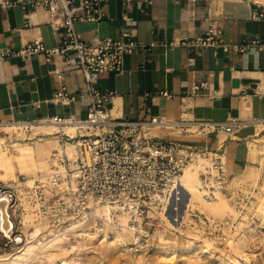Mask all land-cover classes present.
<instances>
[{"label": "built area", "instance_id": "obj_1", "mask_svg": "<svg viewBox=\"0 0 264 264\" xmlns=\"http://www.w3.org/2000/svg\"><path fill=\"white\" fill-rule=\"evenodd\" d=\"M29 1L43 4L49 9L52 24L57 29H63L62 38L59 43L50 46L38 37L23 44L16 53L28 56L43 52L48 61L60 54L66 63L80 69L85 77L84 87L70 93L65 85H61L51 102H68L75 97L88 99V114L85 118L58 114L29 121L0 119V135H4L9 142L51 134L36 132L30 135L32 123L44 121L75 125L73 134L64 129L53 133L58 136L61 147L66 148V144L72 142L78 152L75 158L67 152L64 155L54 152L52 158L57 162L53 163L54 171L46 177L33 178L32 183L22 173L16 179H0V253L21 246L26 238L22 227L23 214L27 210L36 214V219L47 222V234L50 236H69L73 230L72 220L80 219L89 222L99 235L103 232L102 223L128 229L135 234V244H143V237H147L142 233L144 226L161 224L165 220L168 222L166 215L175 220L171 214V201L182 196L180 177L185 166L193 159L190 146L161 135V132L167 131L180 137H206L211 134L220 137V150L199 151L207 159L199 173V193L208 201L218 200L225 195L235 204L244 219L231 225L232 235L245 234L250 239L264 236V220L248 211L256 187L246 185L243 180L234 181V174L230 173L224 154L225 142L245 124L244 120L239 117L170 118L163 114L143 118L114 116L109 108L114 90H102L95 81L101 73L122 70L126 54L132 53L139 41L128 38V31H122L116 38L99 34L91 39L81 36L77 23L99 19L100 7L108 0ZM15 2L0 0V5L8 7ZM21 3L25 4V1ZM253 17H264V11L253 13ZM180 43L191 49L210 47L215 51L223 47L226 53H230L257 45L260 40L254 37L244 44L227 41L223 27L211 24L197 36H183ZM209 89L210 80L206 78L196 82L191 93L207 95ZM255 93L264 96V78L261 84L256 85ZM162 94L169 93L164 91ZM7 126L16 127V130L11 133ZM18 131L22 135H18ZM0 147L3 148L4 144ZM190 215L198 217L200 214L191 211ZM201 216L203 218L199 222L204 231L216 233L211 218L205 214ZM122 217L126 219L125 225L121 223ZM185 220L179 225L168 223L172 230L181 231L186 227ZM198 231L201 232V228ZM226 236L222 232V238L226 239Z\"/></svg>", "mask_w": 264, "mask_h": 264}, {"label": "crops", "instance_id": "obj_2", "mask_svg": "<svg viewBox=\"0 0 264 264\" xmlns=\"http://www.w3.org/2000/svg\"><path fill=\"white\" fill-rule=\"evenodd\" d=\"M11 1H16L13 6L0 5V119L29 121L58 114L85 118L88 99L51 102L61 85L70 93L84 87L80 69L66 63L60 54L48 61L43 52L16 53L38 37L50 46L59 43L63 29L52 24L45 5ZM256 1L108 0L100 7L99 19L78 22L84 39L96 34L116 38L128 31V38L139 41L135 50L126 54L122 70L96 78L100 89L114 90L109 104L113 115L239 117L245 124L224 144L228 168L235 174L254 164L249 142L256 139L258 125L264 122V96L255 93L264 78V17H253V13L264 11V4ZM211 24L223 27L227 41L244 44L258 37L260 43L230 53L223 47L215 51L210 47L191 49L180 43L183 36H197ZM206 78L210 80L209 94L193 95V85ZM164 91L169 94H162ZM161 135L193 151L221 149L220 137L215 134L180 137L167 131ZM54 137L38 138L42 151L50 152Z\"/></svg>", "mask_w": 264, "mask_h": 264}, {"label": "rangeland", "instance_id": "obj_3", "mask_svg": "<svg viewBox=\"0 0 264 264\" xmlns=\"http://www.w3.org/2000/svg\"><path fill=\"white\" fill-rule=\"evenodd\" d=\"M261 128H264V122L258 125V134L254 137L256 138L255 140H258V143H264V130H261ZM7 130L13 133L16 128ZM38 131L44 130L37 128L33 130L34 133ZM155 131L158 132L157 130ZM18 135H22V133H19ZM30 135H33V133L31 132ZM40 136H56V134H39L32 139H22L20 141H15L23 143L28 142L34 145L36 148V158L41 162L47 163V166L45 167L40 162L37 165H33L31 162H28L30 163L31 169H29L28 173H23L27 176L28 179L29 177L35 178L48 176L47 174H50L54 171L55 167L53 166V163L57 164L55 159L52 158V154L54 152H57L58 154L65 153L63 152V150H65L64 147L62 148L59 145L58 138L49 153L42 151L41 146L36 145L38 137ZM7 142L9 144V153H15L14 143L9 142L8 140ZM68 144L69 143L66 144V148ZM59 149L62 151V153L59 152ZM77 154L78 152H76V156ZM259 156L264 157V152L263 154L262 152H259ZM0 157L2 158L1 152ZM253 161L256 165L257 161ZM192 163H196L197 173L199 177L202 165L200 164V162L194 161ZM60 168H63V166H60ZM18 169H20V167H18ZM19 174L21 173L17 172V177ZM234 176V181L238 179L243 180L246 182V185L256 187L254 196L251 199V206L248 208L250 214L256 215V209L259 207L261 197L264 198V192H262L260 187L261 180L262 178H264V159L263 165L261 164V168L257 169V175L250 174V165H248L243 172L235 173ZM31 180L33 181V179ZM197 180H200V177ZM32 181L29 182L32 183ZM181 192L183 193V196L179 197L178 200L174 199V201H177L179 205L184 208L183 212L178 211L176 205L171 202V214L174 215L179 222L183 221L186 218V227L181 229V231L172 230L167 220H165V222L161 224H147L146 226H144L145 231L142 232L143 234L145 233L147 237H143V244L139 245L135 244V234H132V232L128 229H120L116 228V226L104 223L105 229L107 231L106 234L111 233L109 234V236L117 235L115 243L109 244V241L105 240L108 235H105V238L102 237V235L97 234L96 231L91 228V224H89L91 235L85 237V235H80L75 230H72L69 234L68 240L75 244H77V241H79L80 246L76 247L68 254V264H191V262L192 264H223L220 263V260L226 258L237 259L240 264H264V236L258 239H250L245 234H239L235 236L230 233L231 225L235 221L240 220L243 217L240 216L237 207L230 199H228V197L222 195L218 200L208 201L201 197L199 191L186 190V188H184ZM191 211L197 212L200 215L198 217L191 216ZM245 213L248 214V212L246 211ZM204 214L211 218V221L214 223V229H216V233H207L204 231L205 229L203 228V226L200 225L201 223L199 222V220H202L203 217L201 215L204 216ZM37 217L38 216L31 212V210H27L23 214V220L26 221V225L22 228H28L29 230H32L36 223L43 222H45V225H47L46 221L36 219ZM166 217L169 216L166 215ZM121 223H123L124 225L126 224V219L124 217L123 219H121ZM199 228H201V232L198 231ZM47 229L48 225L46 226V229L44 231L45 236L51 238L46 232ZM222 232L227 234L226 239L222 238ZM174 235H176L177 238L174 237ZM122 237L126 239V242L122 241ZM42 238H44V236ZM162 238L170 239L171 241L174 239H179L180 241L176 243H170V248L173 249V253L165 258L163 256V250L160 248ZM239 238L245 240L243 249L244 252L247 253V258L243 256L242 253L237 252L233 248L232 244H234ZM107 244H109V249L105 247ZM187 245H190L191 248L195 246H200V248L205 246L210 250V252L203 253L202 250H200L201 256L199 262L198 260L190 261L191 259L189 257L192 253L186 252L185 247ZM8 250L12 251L15 249ZM71 258L72 260H70ZM59 262H61V260L58 258L54 264H58Z\"/></svg>", "mask_w": 264, "mask_h": 264}, {"label": "bare ground", "instance_id": "obj_4", "mask_svg": "<svg viewBox=\"0 0 264 264\" xmlns=\"http://www.w3.org/2000/svg\"><path fill=\"white\" fill-rule=\"evenodd\" d=\"M258 1L264 3V0H258ZM32 124H33L32 133H34L33 130L35 128L43 129L45 132L38 131V132H43V133H53L54 131L58 129H64L66 132H69L71 134L75 133L76 131V126L71 125V124L59 125L54 122H44V121H40V122L32 123ZM11 128H16V127H11V126L6 127V129H11ZM41 137L42 136L38 138H41ZM57 138H58L57 136L54 137L55 141H57ZM249 143H250V148H251L252 159L257 161L256 165L255 164L250 165V174L257 175V169L261 168V164L263 165L264 157L259 156V152H262L263 154L264 143H258V140H252ZM2 144H4L3 148L0 147V152L2 155V158L0 157V173H1L0 179L2 180L15 179L17 177V172L22 173V174L28 173L29 169H31L30 163L28 162H31L33 165H37L40 162L42 163L43 166L45 167L47 166L46 162H41L36 158V148L34 145L28 142H25V143L15 142L14 143L15 153L13 154L9 153V150H8L9 144L6 140V137L0 135V145ZM36 145H39L41 147L43 146V144L40 143L39 141H37ZM64 149L65 150H63V152H67L70 157L75 158L77 148L74 143L70 142L67 148H64ZM59 152L62 153L60 149H59ZM59 155H64V153L59 154ZM194 161L200 162L203 168L207 159L205 158L204 155H202L198 151H193V159L185 166L184 171L180 177L182 190L186 188V190L199 191L200 180H197L199 179V177L197 173L196 163H192ZM18 167H20V169H18ZM31 179L33 178L29 177V181H32ZM260 187H261L262 192H264V178H262L261 180ZM181 194L183 193L181 192ZM171 202L176 205L178 211L183 212L184 208L180 206L177 201L172 200ZM256 210H257L256 215L264 220V198L263 197H261L259 207ZM166 218L168 219V222L173 225L174 223H176V225H179L181 223L178 221V219H176V217H175V220L174 218L170 219V216ZM174 221H177V222H174ZM71 224H72V229L78 232L80 235H85V237L88 235H91L89 222H83L80 219H73ZM25 225H26V221L24 220L23 227H25ZM46 226L47 225H45V222H43V223H36L34 227L32 228V230H29L28 228H22V232L26 235V238L22 240L21 246L16 248L15 250H12V251L5 250L1 252L0 253V264H54L58 258L61 260V262H59L58 264H68L69 263L68 254L73 249L80 246L79 241H77L78 242L77 244L72 243L70 240H68V236H64L62 234H55L52 236L48 235L51 237V238H48L47 236H45V232H44L46 229ZM100 226L103 229V232L101 234L102 237L105 238V235H108L107 238H105V240H108L109 244L115 243V240L117 239V235L109 236V234L111 233L106 234L107 231L105 229L104 223H102ZM43 236L44 238H42ZM174 237H176V235H174ZM122 241L126 242V239L122 237ZM178 241L179 239H174L171 241L170 239L162 238L160 248L163 250L164 258L168 257L170 254L173 253V249L170 248V243H176ZM244 241L245 240L239 238L235 243L233 242L234 244L232 245H233V248L237 252L242 253V255L247 258L248 257L247 253H245L243 249ZM109 244L105 246L107 249L110 248ZM179 244H182V243H179ZM185 248H186L185 250L187 253H192L191 256L189 257L191 259L190 261L198 260L199 262L200 256H201L200 250H202L203 253L210 252V250L207 249L205 246L201 248L200 246H195L191 248L190 245H187ZM70 260H72V258ZM220 263L240 264V262L237 261V259H233V258L221 259Z\"/></svg>", "mask_w": 264, "mask_h": 264}]
</instances>
